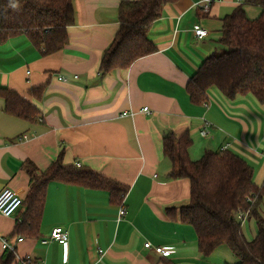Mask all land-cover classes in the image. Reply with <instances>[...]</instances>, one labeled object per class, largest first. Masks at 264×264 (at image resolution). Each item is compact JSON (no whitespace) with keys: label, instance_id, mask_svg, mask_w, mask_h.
I'll return each instance as SVG.
<instances>
[{"label":"crops","instance_id":"1","mask_svg":"<svg viewBox=\"0 0 264 264\" xmlns=\"http://www.w3.org/2000/svg\"><path fill=\"white\" fill-rule=\"evenodd\" d=\"M122 1L74 0L75 23L58 52L46 54L26 36L0 45V86L30 99L41 112L36 122L11 116L0 98V193L10 188L25 202L31 181L24 163L44 171L60 155L65 164L89 167L129 188L118 204L107 191L52 181L40 237L15 233L26 202L13 216L0 212V257L7 239L16 247L12 264L26 257L65 264L67 253V264H225L234 258L222 246L202 256L194 227L169 216V209L179 213L189 203L191 182L171 178L173 162L163 153V138L188 132L193 160L206 150L235 152L254 167L255 183H264V103L251 95L230 99L213 86L207 100L196 104L187 90L206 58L218 52L223 19L242 4L254 19L261 7L245 0L214 1L208 10L203 0L167 3L149 32L158 50L128 69L102 74ZM197 27L208 36L199 39ZM37 88L43 89L41 98L33 94ZM57 226L69 232L66 249L55 241L42 243ZM146 242L173 252L161 255Z\"/></svg>","mask_w":264,"mask_h":264},{"label":"trees","instance_id":"2","mask_svg":"<svg viewBox=\"0 0 264 264\" xmlns=\"http://www.w3.org/2000/svg\"><path fill=\"white\" fill-rule=\"evenodd\" d=\"M176 1H122L120 26L102 57L100 72L128 69L138 59L155 53L158 49L149 37L150 29L162 16L163 6ZM245 3L260 6V15L249 18L242 4L223 19L218 42L225 49L208 56L191 77L187 90L192 102H205L208 89L214 86L230 99L251 95L264 103V0ZM74 23V0H0V45L10 38L26 36L44 53H55L68 44V29ZM42 92V88L33 90L38 98ZM0 98L11 116L36 122L41 115L34 102L13 89L0 86ZM192 143L188 132L181 136L171 132L163 138V153L173 162L171 178L191 182L189 203L179 213L176 208L169 209V216L177 219L179 215L181 223L194 227L202 256L209 257L225 245L239 259L234 264H264V183L256 184L254 167L232 151L206 150L200 159L193 160L189 152ZM24 167L31 188L26 210L15 229L17 235L41 236L47 189L52 181L107 191L110 200L118 204L129 190L89 167L65 164L61 155L44 171L30 160ZM248 209L257 225V235L251 240L236 218L238 210ZM14 260L15 253L5 250L0 264H12Z\"/></svg>","mask_w":264,"mask_h":264},{"label":"built area","instance_id":"3","mask_svg":"<svg viewBox=\"0 0 264 264\" xmlns=\"http://www.w3.org/2000/svg\"><path fill=\"white\" fill-rule=\"evenodd\" d=\"M214 1H222V0H203L201 6H203L206 10H208L211 3ZM195 34L199 39H202L208 36L209 31L203 27H197L195 29ZM60 78L62 79L63 77ZM147 110L148 107H144V111ZM202 134L207 135L208 134L207 129L202 131ZM23 204H24V199L20 195H18L16 191L10 188H6L0 193V212L6 217L13 216L23 206ZM250 213H251L250 209L246 211L238 210V212L236 213V218L242 225H244L245 222L250 219ZM125 214H126V208L123 205L120 208V216L122 217ZM19 240H22V238H20ZM51 241L58 242L64 247V249H66L69 242V232L65 230L64 227L61 226L54 227L50 233V236L47 239H43L42 243L47 244ZM145 247L154 248L157 253L165 256L170 255L173 252V250L170 248H165L162 246L154 247L151 242H146ZM2 248L4 250H11L14 253H16L15 245L11 244L7 239L2 240ZM64 261L65 264L68 263V253L67 256L66 255L64 256ZM18 264H43V263L39 261H35L30 257H26L20 259Z\"/></svg>","mask_w":264,"mask_h":264},{"label":"rangeland","instance_id":"4","mask_svg":"<svg viewBox=\"0 0 264 264\" xmlns=\"http://www.w3.org/2000/svg\"><path fill=\"white\" fill-rule=\"evenodd\" d=\"M249 10H251L253 14H256L257 12H259V8L256 7V6H250ZM224 49H225V47L219 43L217 51L221 52ZM243 228L246 230L247 236L250 237L251 239H253V237H254V233L253 232L257 233V225L255 224L254 219L247 220L245 222V224L243 225ZM221 249L222 250H227L234 257L233 259H227V260H229V261H227V263L234 264V263H238L239 262V259L230 251V249L227 246L224 245V246L221 247Z\"/></svg>","mask_w":264,"mask_h":264}]
</instances>
